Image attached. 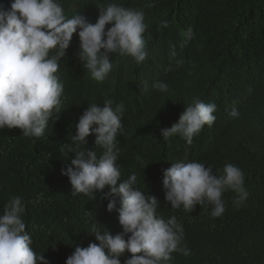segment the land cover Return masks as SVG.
<instances>
[{"label": "trees", "instance_id": "obj_1", "mask_svg": "<svg viewBox=\"0 0 264 264\" xmlns=\"http://www.w3.org/2000/svg\"><path fill=\"white\" fill-rule=\"evenodd\" d=\"M58 2L69 18L80 12L93 23L100 4L143 10L147 57L137 64L130 56L112 55V71L99 82L79 60L74 33L67 55L58 61L56 75L64 85L60 111H53L44 135L24 137L19 128H0V213L11 198L23 199L31 247L47 264H66L77 246L99 244L94 230L123 231L119 200L116 210H107V187L96 199L73 195L61 173L75 153L60 149L71 143L83 111L110 99L125 107L116 137L121 179L135 173V187L158 199L157 213L166 220L175 216L183 226L182 243L190 254L174 252L169 264H264V0H155L152 8L145 6L149 0ZM0 4L8 8L11 0ZM188 28L193 38L185 43ZM157 81L167 83V92L153 88ZM194 98L216 105L214 123L206 124L191 145L179 136L164 140L161 129L177 123ZM233 109L237 116L230 114ZM86 139L82 147L99 157L95 134ZM182 158L196 159L217 175L226 163L239 167L248 198L237 204L236 194L226 191L219 217L211 215L207 202L192 212L173 209L165 199L163 170ZM131 255L126 251L121 264Z\"/></svg>", "mask_w": 264, "mask_h": 264}, {"label": "clouds", "instance_id": "obj_2", "mask_svg": "<svg viewBox=\"0 0 264 264\" xmlns=\"http://www.w3.org/2000/svg\"><path fill=\"white\" fill-rule=\"evenodd\" d=\"M145 6L154 7L155 0ZM97 7L99 16L93 23L80 12L69 18L58 0H11L8 8L0 4V128H19L24 137L44 135L53 111H60L64 85L56 75L58 61L67 55L74 33L80 40L78 58L96 81L103 82L112 71V55L130 56L137 64L145 61V12L115 2ZM107 25L111 27L106 30ZM183 35L187 43L193 38V30L188 28ZM171 55H176L174 50ZM153 88L163 93L168 85L157 81ZM124 111L123 103L113 106L110 99L103 106L90 105L75 125L71 143L60 149L62 153H75L71 165L61 169L62 175L69 178L72 194L96 199V193L107 187V210H116L119 200V224L123 229L117 234L108 229L94 230L99 244L77 246L66 264H121L120 257L126 251L132 255L124 264H169L174 252L190 254L182 243L184 229L177 218L166 220L157 213L158 199L135 187V173L121 179L116 137L123 130ZM215 111L214 103L194 98L177 123L161 129V136L164 140L179 136L191 145L206 124L214 123ZM230 114L237 116L238 112L233 109ZM91 134H95V144L102 149L99 157L96 151L82 147ZM137 161L143 165L140 157ZM244 182L243 171L232 163H226L219 175L189 158L174 160L163 170L165 199L173 209L182 206L184 211L192 212L197 204L207 202L213 206V217L224 213L222 195L226 191L236 194L237 204L248 198ZM25 210V202L16 196L0 213V264H47L44 255H37L31 247L32 239L23 220Z\"/></svg>", "mask_w": 264, "mask_h": 264}]
</instances>
